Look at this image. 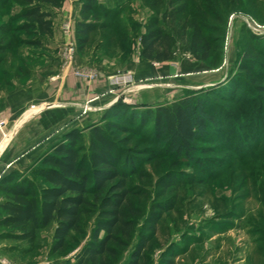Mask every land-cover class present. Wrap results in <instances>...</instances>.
<instances>
[{"label": "rangeland", "instance_id": "1", "mask_svg": "<svg viewBox=\"0 0 264 264\" xmlns=\"http://www.w3.org/2000/svg\"><path fill=\"white\" fill-rule=\"evenodd\" d=\"M99 2L107 16L101 15L98 21L108 26L93 33L83 51L78 47L76 36L80 16L75 21L69 14L62 16L64 39L58 44L55 33L51 37L39 36L16 27L24 22L18 17L22 8L20 1H11L0 8V26L10 23L16 28L3 33L4 36L0 34L3 43L9 45L0 68V92L10 91L35 76L54 75L55 62L50 58H54L59 47L66 63L78 56L88 61V65L74 68V75L81 79L95 80L99 69L110 71L108 79L120 70L133 73L131 82L110 85L113 92L110 101L115 100L109 106L95 98L81 103V114L99 113L95 123L117 101L139 110V106L172 101L186 90L212 91L213 106L222 115V130L195 143L197 162L164 152L152 159L137 161V173L128 181L133 192L130 201L138 211L134 218L135 232L130 244L119 248V255L111 262L128 264L132 252L148 234V218L152 212L160 204H173L158 222L141 264H166V259L173 260L174 264H264V0L175 3L174 6L180 5L185 10L173 23L168 22L174 31L189 34L191 30L183 31L182 26H189L199 18L212 29L206 35L213 38V49L209 59L198 60L182 51L179 43L174 58L164 62L143 60L140 39L148 32L151 20L157 18L167 23L163 14L171 11L170 0ZM59 7L51 10L53 25L58 20L54 17ZM67 24L71 26L67 28ZM37 39L41 46L34 44ZM69 42L76 46L75 55L70 57L66 52ZM245 63L254 67L251 75L241 71ZM229 93L234 97H229ZM113 120L123 122L119 118ZM88 126L83 120L76 121L65 126L59 135L73 128L85 130ZM115 135L124 138L127 147L146 146L136 134ZM36 161L18 170L19 173L35 178L30 167ZM169 172L182 181L167 190L159 188L158 179ZM38 184L42 186L40 180ZM89 208L82 216L81 230L72 232L63 252L51 251L55 224L40 230L34 243L0 237L1 264H64L71 258L74 261L96 222V207ZM0 230V233L15 232Z\"/></svg>", "mask_w": 264, "mask_h": 264}, {"label": "trees", "instance_id": "2", "mask_svg": "<svg viewBox=\"0 0 264 264\" xmlns=\"http://www.w3.org/2000/svg\"><path fill=\"white\" fill-rule=\"evenodd\" d=\"M11 1L22 4L18 17L24 22L17 28L28 29L39 36H53L51 10L61 6L64 0H0V8ZM179 1L182 0H170L172 9L163 14L167 23L170 20L173 23L185 10L180 5L174 6ZM101 15L107 16L99 0H81L80 19L76 23L80 51L87 47L93 33L108 26L106 22L98 21ZM167 23L165 26L157 18L150 21L148 32L140 39L143 60H171L179 43L182 51L191 53L198 60L211 57L213 38L206 35L212 30L208 24L195 19L189 26H182L183 31L191 30L186 35V32L176 33ZM0 27L3 36L15 28L10 23ZM34 44L41 46L42 43L37 39ZM8 47L1 37L0 68ZM241 71L251 75L254 67L245 63ZM212 93L204 89L186 90L172 101L139 106V110L117 101L106 110L99 123L89 125L85 130L73 128L65 132L62 139L30 167L35 178L18 170L1 178L0 229L15 232L0 233V237L34 243L40 230L55 224L51 251L63 252L72 232L81 230L84 213L89 207H96L97 218L87 243L75 254L74 261L67 259L64 264H112L111 259L119 255V248L130 244L135 232L134 218L138 211L130 201L133 192L128 181L137 173V161L152 159L164 152L197 162L195 143L222 130V115L213 106ZM228 96L234 97L230 93ZM120 132L142 137L146 146H125L126 140L115 135ZM39 180L42 186H39ZM181 181L182 178L169 172L158 179L157 185L167 190ZM89 195L94 197L93 200L88 198ZM173 206L160 204L158 210L152 212L148 218V234L136 246L128 264H141L145 259L144 252L158 222ZM166 264L174 262L166 259Z\"/></svg>", "mask_w": 264, "mask_h": 264}, {"label": "crops", "instance_id": "3", "mask_svg": "<svg viewBox=\"0 0 264 264\" xmlns=\"http://www.w3.org/2000/svg\"><path fill=\"white\" fill-rule=\"evenodd\" d=\"M80 8V0H64L55 10L54 18L58 19L54 25L56 43L62 44L64 39L62 16L69 14L75 21L79 19ZM61 54L62 47H59L54 58H50L55 62L54 75L35 76L10 91L0 92V116L7 119L0 130V180L13 170L22 171L40 154L49 151L62 139L64 133H59L65 126L80 120L84 125L97 122L99 113L81 114V103L95 98V101L106 102L107 107L112 102L113 92H110L111 82L107 76L110 71L99 69L95 80L81 79L74 75V68L88 65V61L78 56L66 63Z\"/></svg>", "mask_w": 264, "mask_h": 264}, {"label": "built area", "instance_id": "4", "mask_svg": "<svg viewBox=\"0 0 264 264\" xmlns=\"http://www.w3.org/2000/svg\"><path fill=\"white\" fill-rule=\"evenodd\" d=\"M71 25L67 24V28H69ZM66 52L70 56H74L76 53V46L73 42H69L68 45H66ZM77 72L83 73L82 71L78 70ZM133 73L129 71H118L115 74H113L109 79L111 81V84L114 86H119L122 84H127L133 80ZM7 123V119L5 117L0 116V130L5 127Z\"/></svg>", "mask_w": 264, "mask_h": 264}]
</instances>
